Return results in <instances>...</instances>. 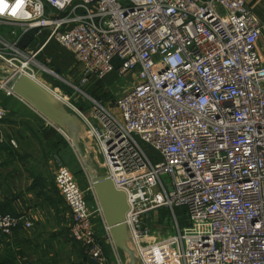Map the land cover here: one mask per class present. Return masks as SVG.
I'll list each match as a JSON object with an SVG mask.
<instances>
[{
  "label": "built area",
  "instance_id": "built-area-1",
  "mask_svg": "<svg viewBox=\"0 0 264 264\" xmlns=\"http://www.w3.org/2000/svg\"><path fill=\"white\" fill-rule=\"evenodd\" d=\"M260 32L244 0H0V69L42 83L38 75L52 72L38 56L54 42L80 67L78 87L114 71L130 77L92 123L69 106L85 119L105 175L127 196L140 264H264ZM8 84L0 79V91L14 96ZM6 117L0 107V123ZM53 163L70 237L90 264H105L102 240L111 241L103 221L104 235L96 234L99 208L90 210L69 169ZM158 209L174 216L163 238L145 221ZM32 225L0 211L1 238Z\"/></svg>",
  "mask_w": 264,
  "mask_h": 264
},
{
  "label": "crops",
  "instance_id": "crops-1",
  "mask_svg": "<svg viewBox=\"0 0 264 264\" xmlns=\"http://www.w3.org/2000/svg\"><path fill=\"white\" fill-rule=\"evenodd\" d=\"M244 1L261 25L257 40L260 48L264 44V4L258 0ZM3 97L4 105L0 107L7 111V117L0 123V210L12 215H26L33 225L30 230H15L10 238L0 237V264H63V235L58 226L57 210L48 200L49 187L26 172V161H30L28 152L31 151L52 154L73 147L60 131L19 98ZM64 143L66 146L62 145ZM35 199L44 200L46 206L40 210L32 208L30 202ZM93 203L95 211L98 206L94 197ZM102 221L101 214L95 212V224L104 233ZM102 247L105 264H118L119 261L124 264L119 251L108 240H102Z\"/></svg>",
  "mask_w": 264,
  "mask_h": 264
},
{
  "label": "rangeland",
  "instance_id": "rangeland-1",
  "mask_svg": "<svg viewBox=\"0 0 264 264\" xmlns=\"http://www.w3.org/2000/svg\"><path fill=\"white\" fill-rule=\"evenodd\" d=\"M28 37L32 36L28 35ZM40 39L43 42L45 36L42 35ZM26 42H29V40L27 39ZM33 47H36V45ZM38 60L42 64L46 63L52 72L40 73L38 75L39 80L91 123L94 119V113L96 111L102 113V110L108 109L110 102L123 94L127 87L126 83L130 82L128 75L119 77L114 71L103 81L88 87H78V82L81 78L80 67L69 52L62 50V52L58 53V58L55 59L43 51L38 56ZM4 95V92L0 91V105H4ZM14 140L16 142V138ZM142 147L149 156L154 154L148 146L142 144ZM28 155H30V161H26V172L29 171L33 179H40L49 187L48 200L54 204L57 210L58 226L64 242V247L61 250L63 252L61 254L63 264H90L83 247L70 237L72 219L68 208L54 187L55 164L53 159L57 157L60 160V164L69 169L73 181L85 193L89 209L93 211L95 204L91 194L90 179L91 176H94V172L105 174L103 157L97 144L91 138L87 143L81 145L79 152L65 147L52 154L42 153L39 150L28 152ZM30 204H32V208L39 210L46 206L45 201L40 199H35ZM174 215L181 227L188 224V219L182 209H175ZM171 217H174L171 211L158 209L147 215L145 221L160 238H163V232L171 230ZM96 234L99 236L104 235L102 228L97 227ZM120 255L121 259H124L121 253Z\"/></svg>",
  "mask_w": 264,
  "mask_h": 264
},
{
  "label": "water",
  "instance_id": "water-1",
  "mask_svg": "<svg viewBox=\"0 0 264 264\" xmlns=\"http://www.w3.org/2000/svg\"><path fill=\"white\" fill-rule=\"evenodd\" d=\"M0 72L3 71L0 69ZM5 74L0 75V79L8 80V87L13 95L60 131L75 151L79 152L81 145L91 139L85 119L43 83L22 73ZM90 189L114 249L123 255L124 264H140L126 222L129 205L125 192L116 189L110 177L97 172L91 176Z\"/></svg>",
  "mask_w": 264,
  "mask_h": 264
},
{
  "label": "trees",
  "instance_id": "trees-1",
  "mask_svg": "<svg viewBox=\"0 0 264 264\" xmlns=\"http://www.w3.org/2000/svg\"><path fill=\"white\" fill-rule=\"evenodd\" d=\"M41 41V39H40ZM35 46V43L32 45ZM44 50V49H43ZM63 49H61L56 43L51 42L45 47V52H47L48 55L54 57L55 59L58 58V53L62 52ZM63 146H66V144H62ZM1 211V210H0ZM3 212V211H1ZM4 213V212H3Z\"/></svg>",
  "mask_w": 264,
  "mask_h": 264
}]
</instances>
